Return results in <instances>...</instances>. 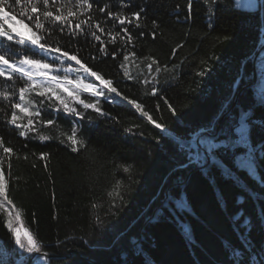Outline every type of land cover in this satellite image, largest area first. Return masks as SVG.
I'll return each mask as SVG.
<instances>
[{
	"label": "trees",
	"instance_id": "16d2710c",
	"mask_svg": "<svg viewBox=\"0 0 264 264\" xmlns=\"http://www.w3.org/2000/svg\"><path fill=\"white\" fill-rule=\"evenodd\" d=\"M124 2L133 5L129 10L144 6L147 13V27L142 29L145 37L139 38L140 30L129 25L138 39L128 49L135 51L141 65L140 69L130 65L134 75L141 69L147 74L145 65L150 61L143 59L147 56L168 67L184 61L175 72L159 74L157 96L144 95L139 83L123 78L119 69L123 54L116 60L108 56L93 61L90 54H98L94 42L80 38L75 47L81 49V58L89 66L117 81L118 90L142 102L165 127L161 130L148 124L118 97L115 103L102 101L103 109L120 123L104 117L95 124L80 121L88 148L73 153L56 139L42 142L20 137L0 114V136L16 152L2 167L10 198L22 210L23 225L48 253L47 264H231L233 249L245 250L244 264H259L264 258V215H260L264 167H248L243 145L234 154L220 151L215 161L209 157L206 164V155L194 140L218 112L226 111L237 124L248 112L250 123L257 126L250 139L264 141V130L258 127L264 118L258 103L264 93V2L246 9L237 7L235 0L230 5L220 0L213 11L212 29L207 27L203 4H194L192 21L178 24L173 8L176 3L183 8L186 0ZM152 19L161 25L155 39L148 34ZM185 31L190 35L185 36ZM182 41L184 47L173 56L172 48ZM62 44L75 50L67 35ZM108 47L114 50L121 44ZM200 71L203 76L197 75ZM172 75L177 79L172 80ZM165 99L175 108V116ZM55 115L61 129L70 132L75 118L62 112ZM91 115L95 118V113ZM45 118L50 117L45 114ZM133 124L139 127L132 133L124 131ZM41 130L58 135L52 128ZM205 139L201 137L202 142ZM41 152L49 153L47 167L39 159ZM197 157L205 160L210 177L199 166L180 167ZM120 165H132L131 172L125 173ZM117 180L123 182V202L117 200L113 206L108 192ZM178 202L185 207L178 208ZM238 211L249 220L247 230L233 221ZM5 220L6 215L0 213V264H37L36 258L28 262V255H17ZM178 221L184 223L183 228Z\"/></svg>",
	"mask_w": 264,
	"mask_h": 264
},
{
	"label": "snow or ice",
	"instance_id": "6c2138e0",
	"mask_svg": "<svg viewBox=\"0 0 264 264\" xmlns=\"http://www.w3.org/2000/svg\"><path fill=\"white\" fill-rule=\"evenodd\" d=\"M230 5L231 0H227ZM119 4V7L116 5ZM194 4H203L207 16V27L214 26L213 11L220 4V0H186L182 8L176 3L173 8L175 22L178 24L189 23L193 20ZM255 6V5H253ZM116 7V10L113 8ZM133 7L130 2L124 0H0V41L4 42L0 48V114L5 124L17 130L20 137L39 139L40 141L59 140L73 153L87 150L88 139L83 134L79 122L85 121L95 124V120L104 117L116 123H120L117 117L112 116L103 109L102 101L109 104L115 103V98L126 102L139 115L146 119L147 123L157 129L163 130L165 125L157 122L156 119L146 110L142 102L130 98L116 87L117 81L94 70L81 58V49L75 45L80 38L85 42L89 39L94 42L93 47H98V54H90L93 61L101 60L111 56L116 60L123 54V60L119 69L123 78L139 83L144 89V95L157 96L160 92L158 85L159 74L163 71L173 73L184 63L161 66L151 56L144 57L150 61L145 67L147 74L141 69L135 75L130 65L140 69L137 63L135 51H129L128 46H134L138 37L130 31L129 25L139 31V38L145 37L144 28L147 27L146 7L141 6L138 10H129ZM264 7V4L261 5ZM185 14L181 16V12ZM161 25L156 19L151 20V30L148 32L153 39L157 36V30ZM67 35L71 48L64 47L62 38ZM185 36L190 32L185 31ZM206 35V33H205ZM228 39V37H224ZM121 44L120 48L110 50L108 45ZM184 42L176 44L172 48V55L177 54V49L183 48ZM155 70L153 71V66ZM203 76L204 72H197ZM142 77V79H141ZM172 80L177 76L172 75ZM98 82V83H97ZM149 86L150 90H149ZM86 94V95H85ZM260 107L264 109V93L259 97ZM168 110L175 116V108L165 99ZM50 110V111H49ZM159 111V105H157ZM64 113L66 117H74L70 132L61 129L57 123L55 114ZM95 113V118L91 115ZM47 114L50 118H45ZM251 117L245 112L238 124L231 122L225 112H218L212 120L201 130L200 135L206 137L203 143L206 145V157L216 160L220 151L234 154L241 151V146L246 148L248 156V167L255 169L264 167V141L255 143L250 139L253 127L250 123ZM139 125L133 124L124 129L132 133ZM258 127L264 130V118L260 119ZM52 128L58 135L46 134L41 129ZM35 134V135H30ZM142 135V133H141ZM234 137H236L234 139ZM26 147V145H25ZM0 213L6 215L5 226L11 234V238L19 252L17 255L27 254L35 257L37 264H47L40 241L27 227L22 224V210L10 198L8 180L2 165L6 158L16 155L12 146H6L5 139L0 136ZM49 153L41 152L39 159L46 161ZM28 157L25 156L24 159ZM19 159V156H17ZM205 160L197 157L189 158L180 167L192 169L199 166V171L205 172ZM35 167V165H33ZM125 173H130L132 165H120ZM11 176V163H8ZM264 182V175H262ZM122 181L117 180L108 196L113 201L123 202V194L120 191ZM246 202V200H245ZM95 208L96 205L93 204ZM178 208H184V204L178 202ZM260 215H264V205L261 207ZM238 228L251 227L249 220L242 211L233 216ZM178 227L183 228L184 223L178 221ZM244 249H233L230 257L231 264H244ZM259 264H264L262 258Z\"/></svg>",
	"mask_w": 264,
	"mask_h": 264
},
{
	"label": "rangeland",
	"instance_id": "374dc122",
	"mask_svg": "<svg viewBox=\"0 0 264 264\" xmlns=\"http://www.w3.org/2000/svg\"><path fill=\"white\" fill-rule=\"evenodd\" d=\"M235 2H236V6L237 7H239V8H246V9H253V8H255V7H259L260 5H261V2H264V0H235ZM253 5H255V6H253ZM98 83V82H97ZM200 136V141H201V144H202V146H203V142H202V140H201V135H199ZM197 137V136H196ZM196 139V138H195ZM196 141L194 140V143H195ZM203 148H204V146H203ZM205 149V148H204ZM23 224V223H22ZM24 226V225H23ZM19 250V249H18ZM26 255L27 254H25V258H26ZM35 259V257H30L29 258V261L28 262H31L32 260H34Z\"/></svg>",
	"mask_w": 264,
	"mask_h": 264
},
{
	"label": "bare ground",
	"instance_id": "6f19581e",
	"mask_svg": "<svg viewBox=\"0 0 264 264\" xmlns=\"http://www.w3.org/2000/svg\"><path fill=\"white\" fill-rule=\"evenodd\" d=\"M262 47H264V44H263V46ZM261 47V48H262ZM255 76V77H254ZM256 79V73H255V69H254V73H253V81ZM200 135V134H199ZM199 135H197V137L199 136ZM199 139H200V136H199ZM200 143H201V141H200ZM197 147H198V145H197V143L195 142L194 143ZM202 145V144H201ZM199 148V147H198ZM202 148H203V146H202ZM199 149H201V148H199ZM204 149V148H203ZM203 149H201V150H203ZM204 151V153L206 154V150L204 149L203 150ZM207 158V162H206V164L208 163V161H209V157H206Z\"/></svg>",
	"mask_w": 264,
	"mask_h": 264
},
{
	"label": "water",
	"instance_id": "95a60500",
	"mask_svg": "<svg viewBox=\"0 0 264 264\" xmlns=\"http://www.w3.org/2000/svg\"><path fill=\"white\" fill-rule=\"evenodd\" d=\"M254 77H255V76H254ZM195 141H196V143H197L198 147H199V148H201V149H203V148H202V145H201V143H200L199 136H198V137H196ZM203 150H204V149H203Z\"/></svg>",
	"mask_w": 264,
	"mask_h": 264
}]
</instances>
